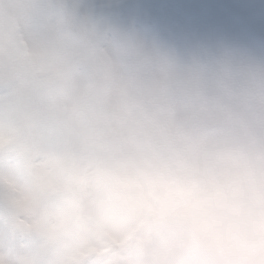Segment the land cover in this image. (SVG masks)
<instances>
[{"label":"clouds","instance_id":"obj_1","mask_svg":"<svg viewBox=\"0 0 264 264\" xmlns=\"http://www.w3.org/2000/svg\"><path fill=\"white\" fill-rule=\"evenodd\" d=\"M0 264H264V0H0Z\"/></svg>","mask_w":264,"mask_h":264}]
</instances>
